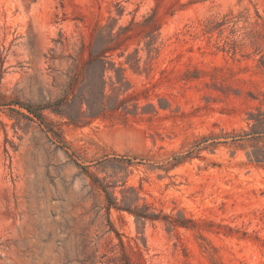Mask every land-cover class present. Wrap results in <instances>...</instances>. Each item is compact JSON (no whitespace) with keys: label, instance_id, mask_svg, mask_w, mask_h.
Instances as JSON below:
<instances>
[{"label":"rangeland","instance_id":"374dc122","mask_svg":"<svg viewBox=\"0 0 264 264\" xmlns=\"http://www.w3.org/2000/svg\"><path fill=\"white\" fill-rule=\"evenodd\" d=\"M263 116L264 0H0V264H264Z\"/></svg>","mask_w":264,"mask_h":264},{"label":"trees","instance_id":"16d2710c","mask_svg":"<svg viewBox=\"0 0 264 264\" xmlns=\"http://www.w3.org/2000/svg\"><path fill=\"white\" fill-rule=\"evenodd\" d=\"M256 125H257V128H258V130H259V134L264 135V116H263V118H262L260 121H258V123H257ZM256 162L262 164V163H264V159H256ZM100 188H102L103 191L106 192L105 189H104V187L101 186ZM106 194H107V193H106ZM106 199H107V201H108V206H113V205H112V204H113V203H112V199H110V198L108 197V194L106 195ZM133 214H134L138 219H143V220H145V221H147V220H150V221L155 220V217L152 216V215H149V214H140V213H136V212H133Z\"/></svg>","mask_w":264,"mask_h":264}]
</instances>
